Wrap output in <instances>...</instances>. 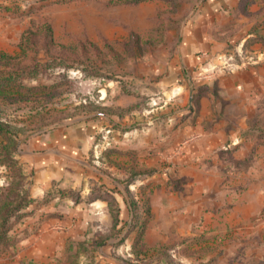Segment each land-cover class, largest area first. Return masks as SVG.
<instances>
[{
    "label": "rangeland",
    "instance_id": "rangeland-1",
    "mask_svg": "<svg viewBox=\"0 0 264 264\" xmlns=\"http://www.w3.org/2000/svg\"><path fill=\"white\" fill-rule=\"evenodd\" d=\"M200 3L0 0V54L9 57L0 81L11 77L9 91L48 87L20 103L19 93L0 95V146L9 145L0 186L19 172L20 194L29 196L0 264H103L104 255L126 264H264V95L245 111V98L226 101L214 82L223 58L183 64L185 23ZM243 15L248 24L226 36L223 51L239 63L264 56V8ZM247 29L255 36L243 41ZM68 126L89 133L87 156L77 151L76 166L45 185L21 151ZM217 135L225 139L215 147ZM186 196L205 206L193 232H170L163 245L171 251L136 257L132 242L141 224L145 236L150 201L179 205ZM98 200L106 214L90 206Z\"/></svg>",
    "mask_w": 264,
    "mask_h": 264
},
{
    "label": "crops",
    "instance_id": "crops-1",
    "mask_svg": "<svg viewBox=\"0 0 264 264\" xmlns=\"http://www.w3.org/2000/svg\"><path fill=\"white\" fill-rule=\"evenodd\" d=\"M263 8L264 0H201L194 15L185 23L183 45L180 47L182 62L188 67L201 66L213 56L223 58L224 63H227L226 68L217 72L214 82L220 88L221 97L225 98L226 101L229 99L230 103H234L236 99L245 98V101L242 102L245 111H249L250 107L255 105L256 98L264 95V56H260L251 62L239 63L230 61L228 57L225 58L223 51L227 47L226 36L230 32H234L242 22L248 24L250 19H246L243 14H254ZM254 36L255 33L247 29L244 30L241 37L244 41ZM212 61V66L216 67L218 62H223L219 59ZM215 137H217V141L214 146L218 147L225 138L219 135ZM231 140L234 145L238 143V139L234 135H232ZM88 145L89 133L85 131L84 127L68 126L46 134L43 138L31 140L28 145L23 146L20 156L30 159L33 172L40 177L39 181L48 185L53 182V177L57 176L65 166H76L77 157H75V153L77 151L80 152V154L77 152L80 156L86 158L87 155L83 154L87 153ZM193 155L200 159L202 154L197 152ZM215 169V172H219V168ZM76 172L78 171L71 175L72 179L77 177L78 173ZM217 172L215 174L216 179L211 181L213 184L216 181L218 184L220 183ZM85 192L87 193L89 190L85 189ZM37 195H41L40 191ZM196 197L197 201H194V196H192L187 198L190 201H184L179 205H173L168 200L166 202L151 200L150 210L153 217L147 223L143 239L145 245L148 247L163 245V242L169 240L168 233L170 232L180 235L191 234L193 225L199 221L201 208L205 207L199 204L198 196ZM90 206L99 213L106 214L107 212V204L104 201L92 202ZM119 208L122 212L121 203H119ZM133 234L129 233L127 237L128 248L125 251L130 249ZM128 255L131 254L128 253ZM104 256L103 260L108 264H126L123 261L109 258L107 255ZM105 261L102 263L107 264Z\"/></svg>",
    "mask_w": 264,
    "mask_h": 264
},
{
    "label": "trees",
    "instance_id": "trees-1",
    "mask_svg": "<svg viewBox=\"0 0 264 264\" xmlns=\"http://www.w3.org/2000/svg\"><path fill=\"white\" fill-rule=\"evenodd\" d=\"M136 1V0H135ZM45 30L47 31L46 35L50 36L51 38V28L48 25H45ZM9 58L5 54H0V62L2 60ZM11 77H8L4 80L0 81V95L4 96L5 100L8 98L6 97L9 95L10 97L14 95L15 93H19V98L17 97V101L19 99V103L26 100V97H28L32 100L35 97L36 94H44L43 92H46L48 87L42 86V87H26L23 84H19V89H12L7 90L8 88L15 87L14 84L11 81ZM7 84H4L6 83ZM25 90V91H24ZM5 123L0 120V138L3 135L5 131ZM13 142V140H10V142ZM9 145L1 144L0 146V152L3 153L8 149ZM3 163L8 164L6 162L7 160H3ZM10 162V160H8ZM11 180L8 181V184L6 186H0V253L7 252V250L13 246H15L16 241L14 238L10 236L11 232V220L15 217V214L19 212L23 207L27 206L29 202V196L22 191V195L20 194L19 190V172L18 174H13V177L10 176ZM132 211L136 209V206L133 205ZM146 209V208H145ZM138 220V219H137ZM122 223V219L118 220ZM116 222V221H115ZM141 230L137 231L136 236L132 242V253L135 254L136 257H139V254L148 255L150 252H155L159 255H163V251H171L172 247L164 246V245H156L154 247H148L145 245L143 241L144 236V230H143V224H141ZM141 248L144 250L143 252H140L138 249ZM161 252V253H160Z\"/></svg>",
    "mask_w": 264,
    "mask_h": 264
}]
</instances>
